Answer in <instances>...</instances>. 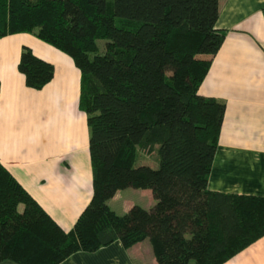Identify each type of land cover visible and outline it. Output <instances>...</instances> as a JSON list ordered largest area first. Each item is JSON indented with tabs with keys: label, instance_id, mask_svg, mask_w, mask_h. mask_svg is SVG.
Returning a JSON list of instances; mask_svg holds the SVG:
<instances>
[{
	"label": "trees",
	"instance_id": "trees-1",
	"mask_svg": "<svg viewBox=\"0 0 264 264\" xmlns=\"http://www.w3.org/2000/svg\"><path fill=\"white\" fill-rule=\"evenodd\" d=\"M218 0H0V37L32 33L80 70L92 196L62 229L0 161V262L58 264L77 251L148 238L158 264H223L264 235V196L207 187L225 102L198 93L219 30ZM106 40L99 51L97 40ZM40 89L54 66L24 46L17 64ZM156 150L158 166H135ZM151 189V209L108 200Z\"/></svg>",
	"mask_w": 264,
	"mask_h": 264
},
{
	"label": "crops",
	"instance_id": "crops-1",
	"mask_svg": "<svg viewBox=\"0 0 264 264\" xmlns=\"http://www.w3.org/2000/svg\"><path fill=\"white\" fill-rule=\"evenodd\" d=\"M218 5L219 33L197 52L211 58L198 93L225 102L207 187L264 196V0H218ZM24 46L54 66L52 79L40 89L26 86L17 68ZM80 77L68 54L32 33L0 37V161L65 231L93 190ZM137 189L116 191L109 206L119 214L132 205L151 209L152 190ZM58 264L158 263L145 238L128 248L116 240L92 252L77 251ZM223 264H264V235Z\"/></svg>",
	"mask_w": 264,
	"mask_h": 264
},
{
	"label": "rangeland",
	"instance_id": "rangeland-1",
	"mask_svg": "<svg viewBox=\"0 0 264 264\" xmlns=\"http://www.w3.org/2000/svg\"><path fill=\"white\" fill-rule=\"evenodd\" d=\"M109 3L112 2V0H107ZM105 42L106 40L104 39H100V40H97V46H98V49L99 51H103L104 49V46H105ZM142 164H145V165H148L152 168H156L158 166V154H157V151L155 150H151V151H148V152H140L139 150L137 151V158H136V161H135V166H138V165H142ZM138 190V189H137ZM138 192V191H137ZM133 196L137 199V201H141L142 203V200H140V196H139V193H134ZM122 199H119L118 201H120ZM116 202L115 205H116V209H120V207H122V204L121 202ZM120 211V210H118Z\"/></svg>",
	"mask_w": 264,
	"mask_h": 264
}]
</instances>
